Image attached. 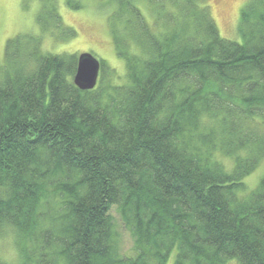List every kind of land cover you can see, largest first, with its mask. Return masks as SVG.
I'll return each mask as SVG.
<instances>
[{
	"label": "trees",
	"instance_id": "16d2710c",
	"mask_svg": "<svg viewBox=\"0 0 264 264\" xmlns=\"http://www.w3.org/2000/svg\"><path fill=\"white\" fill-rule=\"evenodd\" d=\"M40 1L41 33L73 38ZM111 3L123 83L100 61L78 90L77 55L44 52L39 35L6 42L0 236L19 264H264V175L244 183L264 160V0L241 10V43L219 36L208 0Z\"/></svg>",
	"mask_w": 264,
	"mask_h": 264
},
{
	"label": "rangeland",
	"instance_id": "374dc122",
	"mask_svg": "<svg viewBox=\"0 0 264 264\" xmlns=\"http://www.w3.org/2000/svg\"><path fill=\"white\" fill-rule=\"evenodd\" d=\"M252 0H208L212 19L217 27L219 36L225 40L241 43L238 34V24L241 10ZM56 8L65 27L71 28L76 35L65 41L51 34H42L37 22V16L43 3L40 0H0V63L6 42L19 34L39 35L42 38V50L52 54H91L97 60L105 62L119 79L115 83L125 81V64L116 56L107 16L113 6L110 0H82L83 7L73 10L66 5V0H49ZM142 10L146 16L148 11ZM106 67V68H107ZM107 79L103 82L105 83ZM227 168L231 167L230 160L220 157ZM264 175V160L245 178L247 190H252ZM114 228L119 238L120 251L123 255L132 254L133 240L123 227L115 207L110 210ZM20 257L12 234L0 236V263L19 264Z\"/></svg>",
	"mask_w": 264,
	"mask_h": 264
},
{
	"label": "water",
	"instance_id": "95a60500",
	"mask_svg": "<svg viewBox=\"0 0 264 264\" xmlns=\"http://www.w3.org/2000/svg\"><path fill=\"white\" fill-rule=\"evenodd\" d=\"M100 72V62L91 54L77 56L76 69L72 78L73 85L81 91L94 89Z\"/></svg>",
	"mask_w": 264,
	"mask_h": 264
}]
</instances>
